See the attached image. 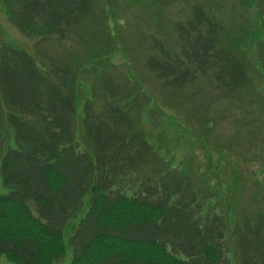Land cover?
Returning a JSON list of instances; mask_svg holds the SVG:
<instances>
[{
  "label": "trees",
  "instance_id": "trees-1",
  "mask_svg": "<svg viewBox=\"0 0 264 264\" xmlns=\"http://www.w3.org/2000/svg\"><path fill=\"white\" fill-rule=\"evenodd\" d=\"M18 3L23 29L40 23L59 37L93 9L91 0ZM175 29L180 52L161 45L160 57L148 61L165 88L182 89L211 72L228 94L249 93L248 62L221 47L223 28L202 8ZM80 85L70 68L42 70L23 50L0 49V257L56 264L67 255L69 229L74 255L67 264H233V216L207 210L184 175L163 168L159 181L143 176L156 156L135 119L117 103L97 114L90 99L80 100L78 114ZM244 227L239 264H264V222L253 232Z\"/></svg>",
  "mask_w": 264,
  "mask_h": 264
},
{
  "label": "rangeland",
  "instance_id": "rangeland-1",
  "mask_svg": "<svg viewBox=\"0 0 264 264\" xmlns=\"http://www.w3.org/2000/svg\"><path fill=\"white\" fill-rule=\"evenodd\" d=\"M91 1L92 11L59 37L42 31L40 23L23 29L18 0H0V49L8 45L27 52L42 70L70 68L81 81L78 114L86 99L97 114L111 103L126 109L154 148L156 158L147 159L143 176L159 181L163 168L184 175L190 189L201 192L207 210L227 220L233 216L228 236L231 228L237 230L228 249L233 264H239L244 225L253 232L259 220L264 222V0ZM198 8L223 28L221 47L248 62V94H228L211 72L182 89L165 88L150 69L148 61L160 57L159 46L180 52L175 26L190 21ZM108 87L118 91L115 100ZM69 237L67 229L68 252L56 264H67L74 255ZM0 264L13 263L1 256Z\"/></svg>",
  "mask_w": 264,
  "mask_h": 264
}]
</instances>
